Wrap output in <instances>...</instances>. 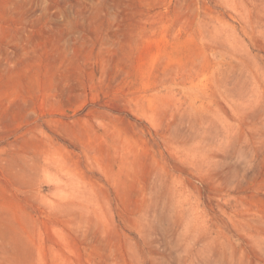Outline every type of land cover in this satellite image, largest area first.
<instances>
[{
	"label": "rangeland",
	"instance_id": "1",
	"mask_svg": "<svg viewBox=\"0 0 264 264\" xmlns=\"http://www.w3.org/2000/svg\"><path fill=\"white\" fill-rule=\"evenodd\" d=\"M0 264H264V0H0Z\"/></svg>",
	"mask_w": 264,
	"mask_h": 264
}]
</instances>
